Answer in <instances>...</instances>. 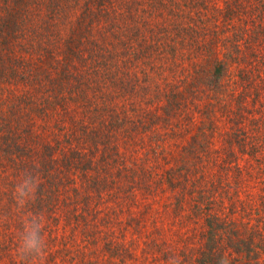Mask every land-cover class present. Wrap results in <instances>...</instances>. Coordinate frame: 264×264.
Segmentation results:
<instances>
[{"label": "rangeland", "instance_id": "rangeland-1", "mask_svg": "<svg viewBox=\"0 0 264 264\" xmlns=\"http://www.w3.org/2000/svg\"><path fill=\"white\" fill-rule=\"evenodd\" d=\"M86 2L0 0V264H35L29 225L43 264H187L210 212L247 238L264 202V0ZM26 170L40 187L21 207Z\"/></svg>", "mask_w": 264, "mask_h": 264}, {"label": "trees", "instance_id": "trees-1", "mask_svg": "<svg viewBox=\"0 0 264 264\" xmlns=\"http://www.w3.org/2000/svg\"><path fill=\"white\" fill-rule=\"evenodd\" d=\"M109 1L110 0H87L83 7L85 11L89 13L94 6L102 8L104 3ZM102 10L103 9H100V11ZM115 14L117 15L118 13L116 12ZM218 72H220V70H218ZM262 206L263 210L246 211L248 218H253L254 225L259 224V227L254 226L256 230L249 234L247 238L242 237V234L233 227L231 222H227L210 212L207 217L208 228L206 230L209 243L205 246L204 250L201 251V257L189 259L187 264H217V261L224 256L230 259L231 264H264V202ZM248 223L250 224L251 221ZM247 226V224H244L243 228ZM219 238H222L221 240H226L228 244L227 247H229L227 254L225 253L227 248L224 249V251L217 248L219 243L215 244V241Z\"/></svg>", "mask_w": 264, "mask_h": 264}, {"label": "clouds", "instance_id": "clouds-1", "mask_svg": "<svg viewBox=\"0 0 264 264\" xmlns=\"http://www.w3.org/2000/svg\"><path fill=\"white\" fill-rule=\"evenodd\" d=\"M40 187V176L37 172L26 170L22 179L15 185L14 199L17 205L23 207L29 202L34 201L37 198V192ZM43 231V227L41 229ZM27 235H24L19 245L21 253H28L32 250L35 251V255L32 259L35 264H43V260L46 252V241L40 236L37 237L36 232L31 230L30 225L26 229ZM167 264H180L179 258L172 256L168 258ZM217 264H231L228 257H221Z\"/></svg>", "mask_w": 264, "mask_h": 264}]
</instances>
